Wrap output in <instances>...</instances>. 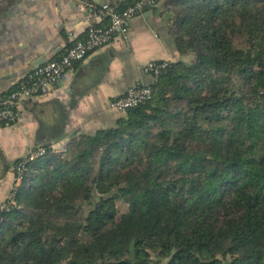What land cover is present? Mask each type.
<instances>
[{"label": "trees", "instance_id": "1", "mask_svg": "<svg viewBox=\"0 0 264 264\" xmlns=\"http://www.w3.org/2000/svg\"><path fill=\"white\" fill-rule=\"evenodd\" d=\"M168 4L152 98L15 161L0 264H264V0Z\"/></svg>", "mask_w": 264, "mask_h": 264}, {"label": "crops", "instance_id": "2", "mask_svg": "<svg viewBox=\"0 0 264 264\" xmlns=\"http://www.w3.org/2000/svg\"><path fill=\"white\" fill-rule=\"evenodd\" d=\"M127 1L91 0L117 8ZM168 8V0H160L145 9L129 22L126 36L116 35L61 82L19 101L17 122L7 128L0 124V205L20 185L12 170L15 161L33 157L46 145L53 154L64 153L74 139L114 127L124 113L109 109V102L130 86L153 82L143 72L146 64L179 60ZM86 26L76 0H0V98L35 68L59 59L71 36L83 41Z\"/></svg>", "mask_w": 264, "mask_h": 264}, {"label": "built area", "instance_id": "3", "mask_svg": "<svg viewBox=\"0 0 264 264\" xmlns=\"http://www.w3.org/2000/svg\"><path fill=\"white\" fill-rule=\"evenodd\" d=\"M76 1L87 20L85 39L76 41L71 36L59 59L51 60L35 68L19 81L17 87L9 92L0 103V124L3 127H11L17 122V107L22 98H30L42 94L51 85L61 82L65 73L84 61L88 55L110 44L116 35L126 36L129 22L140 15L145 8L155 6L160 0H138L124 9H118L108 4L95 5L91 0ZM95 18L106 20L107 24H96ZM167 67L168 62H150L143 67V72L155 79ZM151 98L152 91L149 86L135 84L130 86L122 96L110 101L108 107L111 110L125 112ZM44 153V149L40 148L29 159L33 160L43 156ZM24 163L19 162L12 168L18 184L21 183L22 175L25 171ZM15 195L16 188L14 187L10 198L0 205V212L8 211L10 206L15 204ZM2 222L3 220L0 219V223ZM0 238H2L1 233Z\"/></svg>", "mask_w": 264, "mask_h": 264}, {"label": "rangeland", "instance_id": "4", "mask_svg": "<svg viewBox=\"0 0 264 264\" xmlns=\"http://www.w3.org/2000/svg\"><path fill=\"white\" fill-rule=\"evenodd\" d=\"M186 61H187V60H186ZM188 61H189V60H188ZM120 208H121L120 210L124 209L122 206H120Z\"/></svg>", "mask_w": 264, "mask_h": 264}]
</instances>
